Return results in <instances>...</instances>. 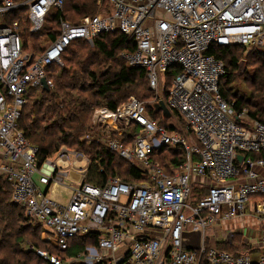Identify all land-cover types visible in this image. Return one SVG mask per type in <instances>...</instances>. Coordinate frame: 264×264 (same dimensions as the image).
Here are the masks:
<instances>
[{
    "label": "built area",
    "instance_id": "1",
    "mask_svg": "<svg viewBox=\"0 0 264 264\" xmlns=\"http://www.w3.org/2000/svg\"><path fill=\"white\" fill-rule=\"evenodd\" d=\"M99 1L107 3L106 13L84 16L78 24L61 21L56 38L30 52L23 47L22 12L29 32L37 33L50 9L61 10L64 0H0V178L12 190V202L58 251H66L75 236L96 234L95 245L69 259L85 264H264V254L252 260L219 249L209 234L250 205L261 223L254 241L264 248V124L221 96L224 64L210 52L238 45L264 53V0ZM114 31L134 44L122 56L129 66L145 70L154 92L150 104L162 102L182 118L183 128L176 129L174 116L175 129L160 126L135 97L118 110L94 109L91 123L98 140L136 165L143 178L125 182L111 175L97 185L83 181L90 162L82 152L61 148L55 158L39 163L38 150L18 121L29 88H42V81L53 88L48 67L63 64L71 42L91 43ZM126 133H131L128 139ZM164 145L183 150L181 163L169 165L171 174L153 158ZM56 159L70 166L85 163L64 204L44 191L53 180L64 183L67 172ZM194 187L204 190L201 196H195ZM193 230L201 231L199 247H183L182 239L190 240L183 233ZM223 236L229 239L232 233ZM35 252L50 264L64 263L44 250Z\"/></svg>",
    "mask_w": 264,
    "mask_h": 264
},
{
    "label": "trees",
    "instance_id": "2",
    "mask_svg": "<svg viewBox=\"0 0 264 264\" xmlns=\"http://www.w3.org/2000/svg\"><path fill=\"white\" fill-rule=\"evenodd\" d=\"M100 4V7L104 6L108 11L105 1H100ZM96 5L99 7L97 0H64L61 10H57L52 21L45 18V26L37 34L29 33L27 22L22 21L23 47L27 49L26 45L30 39H55L58 35L59 19L78 24L76 17L96 13ZM133 45L132 41L117 31L99 34L91 43L84 40L73 41L62 55L65 60L64 67H48L47 74L53 78V88L48 91L42 88L27 90V103L22 109L18 127L29 144L37 148L39 163L59 146L67 145L82 151L90 162L84 182L102 185L111 175H118L125 182L143 180L140 176L142 171L136 165L111 152L98 138L83 139L90 131L88 120L94 108L101 105L115 108L130 94H135V97L145 102L146 111L155 119H159V114L151 109L150 102L154 98V92L147 85L145 70L127 66L121 58V53L132 51ZM210 52L224 64V74L219 79L221 96L226 101L233 102L237 111L245 108L251 118L264 124V53L253 48L246 50L238 45L215 46ZM241 71V77L246 84H251L248 94L230 86ZM249 71L250 79H247L244 75ZM157 121L160 126L175 129L162 120ZM131 129L136 131L135 127ZM176 129L180 131L178 127ZM153 158L161 161L165 169L171 164L178 166L183 160V150L180 146L164 145ZM193 190L196 197L204 192L203 190L201 193L196 187ZM23 213L21 207L10 201L7 183L0 178V264H32L29 263L30 258L35 257L41 264H50L47 260L38 258L35 251H26L24 242L41 250L49 246L53 249L50 253L57 257L63 255L60 257L62 260H69L83 252L85 246L96 244V234L75 236L70 240L66 251H58L56 247L39 238V224L28 222L29 218ZM30 252L36 255L33 253L35 256H30ZM63 264L85 263L64 261Z\"/></svg>",
    "mask_w": 264,
    "mask_h": 264
},
{
    "label": "rangeland",
    "instance_id": "3",
    "mask_svg": "<svg viewBox=\"0 0 264 264\" xmlns=\"http://www.w3.org/2000/svg\"><path fill=\"white\" fill-rule=\"evenodd\" d=\"M97 4L99 5V7L97 6V12L96 13H94V14H84V16H92V15H103L104 13H106V9L104 8V6H101L100 7V1L99 0H97ZM57 12V9L55 8V7H52L51 9H50V11L48 12V14H47V16L45 17V18H48V21H52L53 20V16L55 15V13ZM22 14H23V16L20 18V20H21V22L22 21H25V22H27V20H26V14L24 13V12H22ZM81 16H83V15H79V16H77L76 17V19L77 20H79V22L81 21ZM83 16V17H84ZM75 19V20H76ZM71 20V19H70ZM76 20V21H77ZM47 21V22H48ZM61 21H66V22H69V21H67V20H63V19H59V24H58V28H60V22ZM70 23V22H69ZM27 24H28V28H27V31L29 32V23L27 22ZM51 24V23H50ZM72 24V23H71ZM46 25H49V24H47L46 23ZM43 26H45L44 25V23H43ZM43 26H42V28H41V30L43 29ZM58 32H59V29H58ZM29 33H31V32H29ZM39 33V32H38ZM22 34H23V32H22V30H21V36H22ZM34 34V33H33ZM37 34V33H36ZM31 38H33L32 36H31ZM48 42V40H46V41H42V39H34L33 41L30 39L29 41H28V43H27V45H26V47H27V50L28 51H30V52H39V51H41V46H43L44 44H46ZM251 49V48H250ZM250 49H246V50H250ZM122 53H124V52H122ZM122 53H121V58L124 60V62L126 63V65L128 66V64H127V60L126 59H124L123 58V56H122ZM64 65H65V60H63V64L62 65H59V66H57V67H59V68H62V67H64ZM131 67H134V66H131ZM59 68H56V69H59ZM59 72V71H58ZM57 72V73H58ZM54 73H55V71H54ZM52 74V73H51ZM250 74H251V71H249V73L248 74H245L244 75V77H246L247 79H250ZM52 77V76H51ZM146 78H147V81H148V77L146 76ZM53 79V78H52ZM148 86H149V81H148V84H147ZM230 86L231 87H233V89H238V91L239 92H242V93H245V94H248L249 93V89H250V86H251V84L250 83H247L246 84V82L244 81V79L241 77V74H238V78H235L234 80H233V82L230 84ZM43 89V88H42ZM49 89V88H48ZM152 90V89H151ZM153 91V90H152ZM135 94H130L124 101H122V102H119L118 103V105L115 107V108H111V107H109V106H106V105H101V106H98V107H105V108H107V109H109V110H118L121 106H123V104H125V102L127 101V99L128 98H130V97H135L134 96ZM135 98H137V97H135ZM138 99V98H137ZM142 101V100H141ZM151 105V104H150ZM98 107H96V108H98ZM96 108H94V109H96ZM94 109H93V111H94ZM152 110H153V108H151ZM93 111L91 112V114H90V117H89V120H88V127H89V132L86 134V135H84V137H83V139H87V140H89V139H94V137H96V138H98V132L95 130V128H92V123H91V118H92V115H93ZM173 116H174V118H175V121H174V123H175V125L174 126H176V124H177V127L180 129V130H182V125H181V123L183 124V120H182V118L181 117H179V116H177L176 114H173ZM160 117H161V112H160ZM157 120H160V118L159 119H157ZM166 123V122H165ZM167 124V123H166ZM168 125H171V124H168ZM180 125H181V127H180ZM176 127V128H177ZM19 128V127H18ZM188 133V132H187ZM131 136V133H126V135H125V138H129ZM112 137L113 138H115V137H117V134H116V132H113L112 133ZM99 139V138H98ZM106 147V146H105ZM61 148H66V149H70V150H72V151H75V152H79V153H81L82 151H80V150H77V149H75V148H71L70 146L68 147L67 145H61V146H59L58 147V149H61ZM107 148V147H106ZM57 149V150H58ZM56 150V151H57ZM56 151H54L52 154H50L49 155V157L48 158H55V152ZM83 153V152H82ZM57 160V162H56V166L57 167H63V166H65L66 164H65V162L66 163H68L67 161H62V160H59V159H56ZM157 160V162L159 163V164H161L162 162L161 161H159L158 159H156ZM126 161V160H125ZM128 162V161H127ZM75 163L77 164L76 165V167L77 168H80V169H83L84 167H85V163L84 162H78V161H75ZM68 165H69V163H68ZM80 165H81V167H80ZM162 165V164H161ZM164 171H165V173L166 174H171V173H173L174 171H172V168L171 167H167L166 169H164ZM115 176H118V175H115ZM35 178V177H34ZM64 178V177H63ZM63 182H64V179H63ZM66 183H68V182H66ZM53 184H59V185H61L59 182H56V181H51L50 183H49V186H46L45 188H44V191H45V193L47 194V196L49 195L48 194V190H49V188H50V186L51 185H53ZM10 189V190H9ZM7 190H8V192H9V198H10V201L12 202V200H11V196H10V193L12 192V190H11V188L9 187V185L7 184ZM60 192H61V194H62V197H64V199H65V193H62V191H61V189H58ZM49 197V196H48ZM19 207H21V206H19ZM21 208H23V207H21ZM23 212H24V210H23ZM24 214V216H26L25 215V213H23ZM27 217V216H26ZM28 218V217H27ZM237 218H239V217H237ZM236 219V218H235ZM30 220V219H29ZM32 220H30V221H28V222H31ZM32 222H35L34 220L32 221ZM233 228H231V229H229L228 228V230H232ZM258 232V230H256V231H254L253 232V230H250L248 233H250V236H252V235H254V234H256ZM209 233L212 235V231H211V229L209 230ZM234 235V234H233ZM215 236H217L216 234L214 235V237ZM248 236V235H247ZM224 237V239H226L225 238V236H223ZM39 238L40 239H42L43 241H45V242H47V243H49V244H51L52 245V243H50L48 240H46V234H42L41 233V231L39 232ZM208 239H209V237H207L206 238V241L208 242ZM233 239V236H231L228 240H232ZM245 242H246V239H245ZM254 243H256V244H258V241H257V239L254 241ZM23 247L25 248V250L26 251H36L37 249H39V248H34L33 247V245L32 244H30V243H25L24 242V245H23ZM49 246H47L45 249H42V250H45L47 253H50V251H53V249L52 248H50L49 247V249H47ZM34 248V249H33ZM33 249V250H32ZM36 249V250H35ZM41 250V249H40ZM103 251V253L108 257L109 256V254L110 253H107V252H109L108 250H101V252ZM34 252H30V256H35L34 254H33ZM51 254H53V253H51ZM243 254H245V253H243ZM38 256V258L39 257H41V256H39V255H37ZM63 255L62 254H60V257H62ZM59 257V258H60ZM43 260H46L45 258H43V257H41ZM252 259V258H251ZM30 262L29 263H32V264H36V263H40L41 264V262H39V261H37L36 260V257H35V259L34 258H30ZM68 259H66L65 260V258H64V261H67ZM253 260V259H252ZM71 261H74V260H68L66 263H69V262H71ZM81 263H84L83 261H81Z\"/></svg>",
    "mask_w": 264,
    "mask_h": 264
},
{
    "label": "crops",
    "instance_id": "4",
    "mask_svg": "<svg viewBox=\"0 0 264 264\" xmlns=\"http://www.w3.org/2000/svg\"><path fill=\"white\" fill-rule=\"evenodd\" d=\"M158 114L161 120L162 116L160 117L159 112ZM253 156H257V155L253 154ZM78 162H82V161H78ZM65 164L66 165L62 167L63 170L67 172L63 178L64 183L62 185L53 184L50 186L48 190V194H49L48 196L51 199L59 203H62V204L68 201V195L70 192V189L68 186L77 184L81 180V169L76 167L77 164L74 163V166H70L66 162ZM58 189H61L62 193H65V199L64 197H62V194ZM260 227H261V223L255 218L254 211L251 210L250 205H246V211L241 217L236 218V219H230V220L225 221V223L221 225H215L211 227V231L213 233L211 235L210 243L224 250L227 249V251L233 254L245 253L246 255H249L253 260H257L260 255L264 254V248L254 243V239L257 236V234L250 236V233L248 232L250 230H253L254 232L260 229ZM228 228L229 229L233 228V229L228 230ZM227 232L232 233V236H233L232 240L224 239L223 234ZM215 234L217 236L214 237ZM248 238L251 240H249V242L246 243L245 239L247 240Z\"/></svg>",
    "mask_w": 264,
    "mask_h": 264
},
{
    "label": "water",
    "instance_id": "5",
    "mask_svg": "<svg viewBox=\"0 0 264 264\" xmlns=\"http://www.w3.org/2000/svg\"><path fill=\"white\" fill-rule=\"evenodd\" d=\"M242 71L239 73L241 74ZM43 86L42 88L46 91H48L49 89L45 86L44 82L42 81ZM151 108H153L154 112H161V118L164 122H166L167 124H171L173 125V121H172V114L167 110V108L163 105L162 102L158 103V104H151ZM237 158H240V156H237ZM183 236H189L190 240H186L185 238L182 239V246L188 249H197L200 245V239H201V231L200 230H193V231H188V232H184Z\"/></svg>",
    "mask_w": 264,
    "mask_h": 264
},
{
    "label": "bare ground",
    "instance_id": "6",
    "mask_svg": "<svg viewBox=\"0 0 264 264\" xmlns=\"http://www.w3.org/2000/svg\"><path fill=\"white\" fill-rule=\"evenodd\" d=\"M103 252V251H102ZM105 253V252H104ZM107 253H109V252H107Z\"/></svg>",
    "mask_w": 264,
    "mask_h": 264
}]
</instances>
